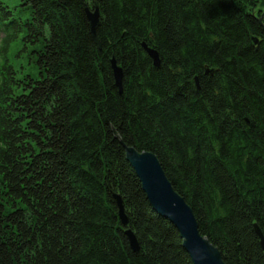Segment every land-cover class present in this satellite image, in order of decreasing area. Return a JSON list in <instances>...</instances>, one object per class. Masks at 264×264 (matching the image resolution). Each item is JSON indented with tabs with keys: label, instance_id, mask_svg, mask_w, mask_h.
I'll return each instance as SVG.
<instances>
[{
	"label": "trees",
	"instance_id": "16d2710c",
	"mask_svg": "<svg viewBox=\"0 0 264 264\" xmlns=\"http://www.w3.org/2000/svg\"><path fill=\"white\" fill-rule=\"evenodd\" d=\"M23 1L36 74L8 60L20 24L10 21L0 46V264H193L123 145L157 156L225 264H264L254 229L264 236V0ZM87 7L99 10L95 38Z\"/></svg>",
	"mask_w": 264,
	"mask_h": 264
},
{
	"label": "water",
	"instance_id": "95a60500",
	"mask_svg": "<svg viewBox=\"0 0 264 264\" xmlns=\"http://www.w3.org/2000/svg\"><path fill=\"white\" fill-rule=\"evenodd\" d=\"M89 21L92 36L96 37V28L99 24V10L94 8L85 9ZM264 12L257 18L259 24L264 29ZM147 54L153 61V66L158 67L160 58L158 52L148 47L144 42L141 43ZM110 65L113 72L115 86L119 93L122 92L123 71L121 66L112 57ZM196 89L199 91V80L194 77ZM125 158L134 169L140 180L151 207L160 216L166 218L179 232L182 239V246L188 253L193 264H225L220 251L205 236L201 235L198 223L191 207L185 202L174 189L171 182L166 177L157 156L149 151H138L132 146L123 145ZM118 207V214L121 223L125 226L124 234L127 237L130 248L133 251L139 250L138 240L130 228H127V216L124 211L122 200L118 194H114ZM256 234L260 239V244L264 249V236L257 224H254Z\"/></svg>",
	"mask_w": 264,
	"mask_h": 264
},
{
	"label": "rangeland",
	"instance_id": "374dc122",
	"mask_svg": "<svg viewBox=\"0 0 264 264\" xmlns=\"http://www.w3.org/2000/svg\"><path fill=\"white\" fill-rule=\"evenodd\" d=\"M260 12H264V5L260 6ZM7 11V12H6ZM11 11V13H9ZM260 13V14H261ZM28 16V6L23 0H0V46L4 45L2 41L6 38V33L11 30L10 21L16 20L19 24L16 37L11 36L8 42L7 57L9 62L18 70L32 75L36 74L34 56L31 54L32 45L26 44L23 40L26 28L22 24ZM22 24V25H21ZM5 25V26H4ZM7 25V26H6ZM0 53V60H1Z\"/></svg>",
	"mask_w": 264,
	"mask_h": 264
}]
</instances>
